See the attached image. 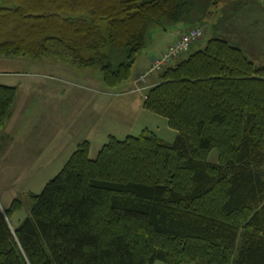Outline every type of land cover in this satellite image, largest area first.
Instances as JSON below:
<instances>
[{
  "label": "trees",
  "instance_id": "1",
  "mask_svg": "<svg viewBox=\"0 0 264 264\" xmlns=\"http://www.w3.org/2000/svg\"><path fill=\"white\" fill-rule=\"evenodd\" d=\"M4 2L0 55L39 57L55 40V56L99 66L108 87L130 78L151 23L185 25L194 5ZM159 79L142 106L166 119L174 139L147 129L110 135L95 157L89 140L79 142L14 230L0 209V264H264V65L213 36ZM15 92L0 83V128ZM14 203L7 216L20 206Z\"/></svg>",
  "mask_w": 264,
  "mask_h": 264
},
{
  "label": "rangeland",
  "instance_id": "2",
  "mask_svg": "<svg viewBox=\"0 0 264 264\" xmlns=\"http://www.w3.org/2000/svg\"><path fill=\"white\" fill-rule=\"evenodd\" d=\"M193 2L188 22H196L203 33L167 65L213 36L234 42L256 64L264 65V0H222L213 6L211 0ZM100 27L106 28V22ZM176 33L178 28L168 20L151 23L130 78L115 87L102 81L99 66H78L71 55L55 56L61 46L55 40L48 41L49 53L39 57L0 55V83L16 87L9 116L0 128V209L12 230L30 214L33 193L41 191L82 140H89V156L95 157L110 135L124 138L147 129L166 141L174 139L176 131L166 119L142 106L163 68L150 70L153 57L141 72L137 68ZM208 158L216 161L217 151L211 150ZM15 199L20 206L7 216L6 208L15 205Z\"/></svg>",
  "mask_w": 264,
  "mask_h": 264
},
{
  "label": "built area",
  "instance_id": "3",
  "mask_svg": "<svg viewBox=\"0 0 264 264\" xmlns=\"http://www.w3.org/2000/svg\"><path fill=\"white\" fill-rule=\"evenodd\" d=\"M202 33V29L195 25L183 30L170 44L166 46L165 50L160 52L158 55L153 56L150 70L160 71L179 54L187 51L190 43L198 39Z\"/></svg>",
  "mask_w": 264,
  "mask_h": 264
},
{
  "label": "crops",
  "instance_id": "4",
  "mask_svg": "<svg viewBox=\"0 0 264 264\" xmlns=\"http://www.w3.org/2000/svg\"><path fill=\"white\" fill-rule=\"evenodd\" d=\"M174 26H176L177 28H178V30H179V33H176L175 35H174V37H172L171 38V40H169V41H167L166 43H164L163 45H162V47L161 48H159V49H157L155 52H153L152 54H150V55H147L146 57H147V60H146V63L142 66V67H139V68H137L138 69V71H137V73H139V72H141L143 69H145L146 68V66H147V64H149V62H150V59L154 56V55H156V54H159L160 52H162L163 50H165V48H166V46L168 45V44H170L183 30H185V29H187L188 27L186 26V25H182L183 27H181L179 24H173ZM135 64V63H134ZM5 84H9V85H12L11 83H5Z\"/></svg>",
  "mask_w": 264,
  "mask_h": 264
}]
</instances>
